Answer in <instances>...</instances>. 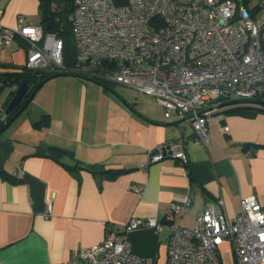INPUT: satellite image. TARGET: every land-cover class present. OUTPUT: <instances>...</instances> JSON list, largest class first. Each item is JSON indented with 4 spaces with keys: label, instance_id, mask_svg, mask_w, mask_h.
I'll use <instances>...</instances> for the list:
<instances>
[{
    "label": "crops",
    "instance_id": "obj_1",
    "mask_svg": "<svg viewBox=\"0 0 264 264\" xmlns=\"http://www.w3.org/2000/svg\"><path fill=\"white\" fill-rule=\"evenodd\" d=\"M38 11L39 0H0V31L13 29L19 16L25 24H39ZM26 48L19 36L10 45L0 43V71L20 70ZM70 76L81 82L75 93L66 91L55 100L48 94L49 99L33 98L28 111L0 134V264H59L102 241L107 229L125 238L134 254L163 264L169 231L149 226L125 231L130 217L162 220L170 203L189 197V207L175 220L192 227L197 214L216 199L223 200L229 217L239 212L242 197L254 194L264 204V112L214 115L205 124L208 140L202 144L194 141L192 118L176 112L167 117L152 96L138 92L128 100L120 93L131 109L100 83L89 86ZM12 89L2 87L0 103ZM43 114L50 123L34 125ZM179 138L185 139L188 164L169 156L147 164L149 149ZM39 145L71 153L58 161L35 154ZM76 161L125 171L107 177L64 165ZM20 168L23 176L7 177ZM220 253L223 264H234L229 241L220 245Z\"/></svg>",
    "mask_w": 264,
    "mask_h": 264
},
{
    "label": "built area",
    "instance_id": "obj_2",
    "mask_svg": "<svg viewBox=\"0 0 264 264\" xmlns=\"http://www.w3.org/2000/svg\"><path fill=\"white\" fill-rule=\"evenodd\" d=\"M71 25L73 71L152 96L167 117L172 112L192 114L195 142L208 140L204 127L214 117L209 107L216 98L264 96V0H74ZM15 36L26 41V68L65 69L62 40L45 33L40 24H25L19 16L13 29L0 31V43L10 45ZM147 154V164L166 156L181 165L189 162L184 138L161 143ZM23 174L20 168L13 177ZM190 202L186 197L170 203L162 220L132 216L124 230H168L163 264H223L224 241L231 244L234 264H264V204L256 195L242 197L234 217L224 213L222 199L210 201L197 214L195 225L187 227L175 216ZM59 264L153 262L134 254L125 238L107 229L102 241Z\"/></svg>",
    "mask_w": 264,
    "mask_h": 264
},
{
    "label": "trees",
    "instance_id": "obj_3",
    "mask_svg": "<svg viewBox=\"0 0 264 264\" xmlns=\"http://www.w3.org/2000/svg\"><path fill=\"white\" fill-rule=\"evenodd\" d=\"M117 3H124L126 0H115ZM74 0H39V24L41 25L43 31L45 33L50 32L55 34L58 38L62 40V51L64 57V65L65 69L63 72L67 73H76L73 71V67L75 66V42L73 37L72 25H71V14L73 10ZM17 37V36H15ZM3 66L0 63V67ZM54 72L53 70L48 69H28L25 66L20 67V70L16 71H0V84L3 87H16L22 79H27L29 83V91L34 87V85L46 77L47 75ZM109 90V87L113 88L110 83L105 82L101 78H94ZM107 84V86L104 85ZM116 91V90H115ZM258 99H264V96H258ZM242 112V111H241ZM246 112V111H245ZM247 112H253L251 110ZM50 123V116L48 114H43L42 117L35 121L33 124L36 126H44ZM0 125L2 122L0 121ZM70 154L71 152L65 148L48 145L42 146L39 145L35 154L46 155L53 157L54 159L59 160L60 156L63 154ZM69 170L75 171L78 168L88 169L95 174L105 175V176H113L120 172L125 171V169H107L103 170L97 165H85L80 162H75L74 164H64ZM11 180H16L13 176H7Z\"/></svg>",
    "mask_w": 264,
    "mask_h": 264
},
{
    "label": "water",
    "instance_id": "obj_4",
    "mask_svg": "<svg viewBox=\"0 0 264 264\" xmlns=\"http://www.w3.org/2000/svg\"><path fill=\"white\" fill-rule=\"evenodd\" d=\"M62 75H72L79 78L87 79L90 81L97 82L93 77L86 76L79 73H67L63 71H54L47 75L40 81H38L34 87L29 91V83L27 79H22V81L9 91L6 98L0 103V121L2 125L0 126V134H2L7 127L14 121V119L19 116L29 105V103L34 98L40 87L49 79L62 76ZM105 86L107 84L104 83ZM0 84V92L2 89ZM109 90L116 94L121 101L129 108L133 109L130 103L119 95L114 89L109 87ZM214 110V115H221L232 111L238 110H254L259 112H264V99L258 98H230L224 99L223 97H218L215 99V103L209 107ZM200 114V113H197ZM193 115H187L185 118L190 119Z\"/></svg>",
    "mask_w": 264,
    "mask_h": 264
},
{
    "label": "rangeland",
    "instance_id": "obj_5",
    "mask_svg": "<svg viewBox=\"0 0 264 264\" xmlns=\"http://www.w3.org/2000/svg\"><path fill=\"white\" fill-rule=\"evenodd\" d=\"M80 80L84 84H87L89 86L96 85V84H92L94 83L93 81L89 82L90 80H87V79L80 78ZM79 85H81V82H79L76 78L71 77L70 75H62V76L51 78L40 87L33 101H37L39 99H44V98L49 99L48 95H50V97L52 96L53 99L55 100L62 93H65L66 91L71 90L72 92L75 93V91L79 88ZM110 85L113 86L112 89L116 90L119 95L120 93H122L124 96H126V98H128V100H133L135 96L139 97V93L131 87L124 86V85H121L115 82H111ZM53 105H54V102H53ZM26 111L28 110H25V112Z\"/></svg>",
    "mask_w": 264,
    "mask_h": 264
},
{
    "label": "flooded vegetation",
    "instance_id": "obj_6",
    "mask_svg": "<svg viewBox=\"0 0 264 264\" xmlns=\"http://www.w3.org/2000/svg\"><path fill=\"white\" fill-rule=\"evenodd\" d=\"M1 126V125H0Z\"/></svg>",
    "mask_w": 264,
    "mask_h": 264
}]
</instances>
